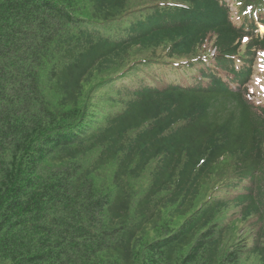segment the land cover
Listing matches in <instances>:
<instances>
[{
    "label": "trees",
    "instance_id": "16d2710c",
    "mask_svg": "<svg viewBox=\"0 0 264 264\" xmlns=\"http://www.w3.org/2000/svg\"><path fill=\"white\" fill-rule=\"evenodd\" d=\"M258 23L264 0H0V264H264Z\"/></svg>",
    "mask_w": 264,
    "mask_h": 264
},
{
    "label": "rangeland",
    "instance_id": "374dc122",
    "mask_svg": "<svg viewBox=\"0 0 264 264\" xmlns=\"http://www.w3.org/2000/svg\"><path fill=\"white\" fill-rule=\"evenodd\" d=\"M233 15H235L234 10H233ZM243 18H244V16H243ZM234 24H238V21H234ZM258 32L261 36H264V32H262L261 29H258ZM240 49L242 52L244 51L243 46H241ZM142 73L144 74L145 72H142ZM260 74L264 76V69L259 70L257 68V66H255V70L253 71L252 76L248 80V89H249V93H250V100L253 101L257 105L264 104V80L259 78ZM242 233H243V231L238 230L237 231L238 237ZM238 237L236 239H238Z\"/></svg>",
    "mask_w": 264,
    "mask_h": 264
},
{
    "label": "bare ground",
    "instance_id": "6f19581e",
    "mask_svg": "<svg viewBox=\"0 0 264 264\" xmlns=\"http://www.w3.org/2000/svg\"><path fill=\"white\" fill-rule=\"evenodd\" d=\"M260 29H261L262 32H264V28L261 27Z\"/></svg>",
    "mask_w": 264,
    "mask_h": 264
},
{
    "label": "clouds",
    "instance_id": "9594fccd",
    "mask_svg": "<svg viewBox=\"0 0 264 264\" xmlns=\"http://www.w3.org/2000/svg\"><path fill=\"white\" fill-rule=\"evenodd\" d=\"M258 26V24H256V27ZM262 26V28H264V26L263 25H261ZM258 29V28H257ZM260 29V28H259Z\"/></svg>",
    "mask_w": 264,
    "mask_h": 264
},
{
    "label": "snow or ice",
    "instance_id": "6c2138e0",
    "mask_svg": "<svg viewBox=\"0 0 264 264\" xmlns=\"http://www.w3.org/2000/svg\"><path fill=\"white\" fill-rule=\"evenodd\" d=\"M245 39H247V38H245ZM262 55H264V53H262Z\"/></svg>",
    "mask_w": 264,
    "mask_h": 264
}]
</instances>
